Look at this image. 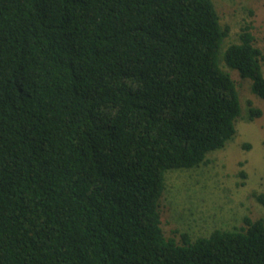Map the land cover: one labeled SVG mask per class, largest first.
Returning <instances> with one entry per match:
<instances>
[{
  "label": "trees",
  "instance_id": "1",
  "mask_svg": "<svg viewBox=\"0 0 264 264\" xmlns=\"http://www.w3.org/2000/svg\"><path fill=\"white\" fill-rule=\"evenodd\" d=\"M250 30L224 47L212 0H0V264H264V216L179 242L160 213L237 133L223 64L264 101Z\"/></svg>",
  "mask_w": 264,
  "mask_h": 264
},
{
  "label": "rangeland",
  "instance_id": "2",
  "mask_svg": "<svg viewBox=\"0 0 264 264\" xmlns=\"http://www.w3.org/2000/svg\"><path fill=\"white\" fill-rule=\"evenodd\" d=\"M221 24L230 28L224 47L239 40L251 27L257 47L264 48V0H212ZM235 81L242 117L237 133L224 148L208 154L207 162L194 169L169 171L160 201L162 228L167 238L180 242L186 233L192 240L214 230L231 231L244 225V218L264 216V206L254 194L264 191V101L251 91V82L223 64ZM264 68V67H263ZM250 103L263 111L250 121Z\"/></svg>",
  "mask_w": 264,
  "mask_h": 264
}]
</instances>
